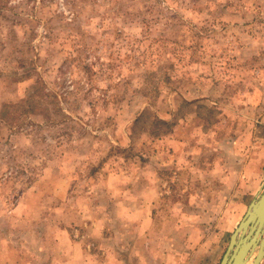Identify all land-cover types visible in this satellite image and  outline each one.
Returning a JSON list of instances; mask_svg holds the SVG:
<instances>
[{
  "label": "rangeland",
  "instance_id": "rangeland-1",
  "mask_svg": "<svg viewBox=\"0 0 264 264\" xmlns=\"http://www.w3.org/2000/svg\"><path fill=\"white\" fill-rule=\"evenodd\" d=\"M263 189L264 0H0V264H219Z\"/></svg>",
  "mask_w": 264,
  "mask_h": 264
},
{
  "label": "water",
  "instance_id": "water-1",
  "mask_svg": "<svg viewBox=\"0 0 264 264\" xmlns=\"http://www.w3.org/2000/svg\"><path fill=\"white\" fill-rule=\"evenodd\" d=\"M234 231L219 264H261L264 259V189L252 201Z\"/></svg>",
  "mask_w": 264,
  "mask_h": 264
},
{
  "label": "trees",
  "instance_id": "trees-1",
  "mask_svg": "<svg viewBox=\"0 0 264 264\" xmlns=\"http://www.w3.org/2000/svg\"><path fill=\"white\" fill-rule=\"evenodd\" d=\"M7 106V105H6ZM159 123H162L163 125H168V122L163 121V120H159Z\"/></svg>",
  "mask_w": 264,
  "mask_h": 264
}]
</instances>
